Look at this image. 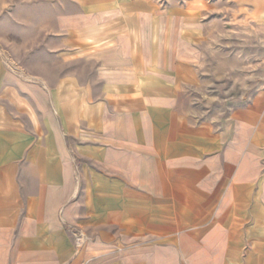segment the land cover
Listing matches in <instances>:
<instances>
[{"label":"crops","instance_id":"crops-1","mask_svg":"<svg viewBox=\"0 0 264 264\" xmlns=\"http://www.w3.org/2000/svg\"><path fill=\"white\" fill-rule=\"evenodd\" d=\"M111 1L58 77L0 57V264H264L262 74L210 118L187 12Z\"/></svg>","mask_w":264,"mask_h":264},{"label":"rangeland","instance_id":"rangeland-1","mask_svg":"<svg viewBox=\"0 0 264 264\" xmlns=\"http://www.w3.org/2000/svg\"><path fill=\"white\" fill-rule=\"evenodd\" d=\"M143 1L162 11H185L192 20L196 32L187 34L188 48L191 45L200 59L197 95L202 91L205 99H213L208 117L218 116L222 105L236 103L242 89H257L259 73L264 88V0ZM83 4V0H0V57L22 75L58 77L64 70L62 19L78 14Z\"/></svg>","mask_w":264,"mask_h":264}]
</instances>
